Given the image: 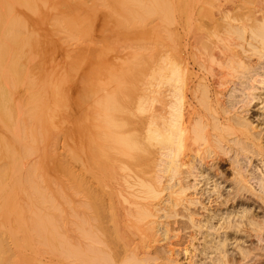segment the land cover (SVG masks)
<instances>
[{"label": "bare ground", "instance_id": "obj_1", "mask_svg": "<svg viewBox=\"0 0 264 264\" xmlns=\"http://www.w3.org/2000/svg\"><path fill=\"white\" fill-rule=\"evenodd\" d=\"M73 1L0 0L3 82L8 89L22 83V107L21 102H6L0 112V176L13 169L18 177L13 189L0 181V263L22 264V231L30 224L51 225L55 238L62 240L41 210L44 206H28V217L22 219L25 210L15 206L13 193L16 189L22 198L37 197L52 206L49 192L34 184L37 173L24 172L25 157L38 151L37 161L47 162L50 154L40 152L41 140L54 131L57 118L67 116L68 76L91 59L85 43L71 48L63 43L77 37L75 22L83 11L93 8L90 20L105 11L104 0H91L92 5ZM117 1L128 20L162 11L168 26L166 51L163 68H151L147 98L122 104L125 81L112 71L106 92L74 99L78 104L88 99L92 117L72 112L71 139L53 142L52 151L63 149L70 164L87 169L100 161L104 166L102 185L89 186L85 196L77 197L76 188L71 193L72 221L84 230L87 242L86 262H177L175 251L184 245L185 253L199 249L208 254L211 249V264H240L228 251L232 233L250 226L264 241L255 212L244 206L249 197L264 209V0H199L197 36L189 19L175 18L168 0ZM47 24L53 26L50 32ZM158 76L164 77L163 86L153 82ZM12 110L18 113L13 118ZM128 114L135 120L131 129L125 126ZM91 138L95 148L84 145ZM196 239L202 246H196ZM61 242L60 256L80 257ZM248 256L245 251L243 258Z\"/></svg>", "mask_w": 264, "mask_h": 264}, {"label": "rangeland", "instance_id": "obj_2", "mask_svg": "<svg viewBox=\"0 0 264 264\" xmlns=\"http://www.w3.org/2000/svg\"><path fill=\"white\" fill-rule=\"evenodd\" d=\"M87 1L89 5H92L91 0ZM104 1L105 11L103 12L101 8L96 10L98 14L102 11L100 17L90 20L93 8L83 11L84 15L81 20L78 19L75 22L76 27L80 29L77 37L63 43L65 48H71L78 43H85L86 47L89 48L91 59L85 60V68H75L73 71L71 69L68 76L67 86L64 88L66 92L65 115L67 116H64L63 120H61L62 122L59 120L60 118H55L54 131L50 130L49 136L41 140L40 152L41 150H46L50 154L47 162L41 163V161H37L38 151L30 152L25 157L28 163L26 162L27 165L24 172L35 171L37 173L34 184L43 187L49 192V197L47 198L52 206L37 197L22 198V194L17 192L16 189H14L13 193L15 206L20 210L23 207L25 210L22 214V219L28 217V206L36 210L40 209L38 207L44 206L45 209L41 210L45 213L46 218L55 225V232L73 249L78 250L80 257L77 258L78 256H76V259H73L72 257L75 255L60 256L58 251L56 252L57 249L63 248L65 245L64 242H61L62 240L55 238L51 225L42 228L41 226L35 227L30 224L28 229L25 228L22 231V237L24 238L22 243V264H87L84 255L87 245L84 238V230L72 221V214H75L76 210L72 207V202H74L75 198L74 193L72 196L71 193L76 188L79 190L77 197H79V194L85 196L89 186L92 189V186L102 185L105 179L104 166L100 161L92 162L87 169L70 164L68 162L69 156L66 155L63 149L58 150V152L52 151L53 142H58V145H62L66 138L71 139L72 112L73 115L82 116L85 113L88 114L87 117L91 116L92 109L87 100L95 94L106 92L104 86L108 82L112 71H116L121 79L125 81V85L120 91V102L124 105H131L140 99L147 98L151 94V68H163L161 63L166 51L165 35L168 26L165 24L162 11L159 12L157 10L150 14L149 17L133 21L124 17L125 8L117 0ZM168 1L171 9H173L175 18L179 20L189 19L192 23L194 36H197L200 21L199 0ZM73 4H75V0ZM65 11H69L68 8L65 7ZM206 13L209 16L211 15L210 4L207 5ZM51 28L53 26L47 24L48 32L51 31ZM55 37L57 38L56 42H59V35L57 34ZM195 47H197V44L194 43ZM130 60L134 61L133 65H130ZM4 74H6V69L0 68V112L6 110V102L11 105L21 102L22 107V83L8 89L6 83L3 82ZM153 82H158L160 86H163L164 77L158 76L157 79H153ZM7 91L10 98L5 96ZM83 95L88 97L85 103L78 104L74 101L75 97L77 99ZM82 107H85V110ZM11 114V118L14 115H18L14 110H12ZM20 116H22V113ZM124 119L127 128L131 129L134 127L135 120L131 114H128ZM13 124H15L14 121L7 128L13 126ZM84 145L95 148V142L92 138L84 142ZM59 149H61V146H59ZM2 164L3 162L0 161V165ZM78 177H82L84 181L78 183ZM3 180L7 181L8 189H13L18 177L14 170L11 169L6 176H0V181ZM232 181L231 178H228V182ZM1 193L2 191L0 192V198L2 196ZM244 202L245 207H249L252 212H255V217L260 221L264 233V209L260 201L248 197ZM234 203L237 202L235 201L232 205L229 206L228 204L227 206L232 209ZM97 206L99 207V204ZM238 206H241V204H238ZM79 207H81V203ZM100 210H102V207H100ZM96 223H98V220H96ZM129 232L131 233L132 231L129 230ZM123 236L127 237V235ZM199 237H202V234H199ZM231 237L232 240L229 241L228 251L233 254L231 255L232 257L241 259L240 264H264V241L259 240L256 231L250 226H247L246 230L232 233ZM2 241L6 245L10 244L5 238ZM201 241L196 239L194 242L196 246H202L199 244ZM183 246H179L175 251L174 255L178 259L177 262L168 263V261L160 260L157 264H188L191 261H193V264H211L210 258L215 256V252L211 249L208 254L201 253L199 249L185 253L182 249ZM11 251L15 252V250ZM245 251H248L249 256L243 258ZM192 254H195V256L192 257ZM5 264H12V262H6Z\"/></svg>", "mask_w": 264, "mask_h": 264}]
</instances>
